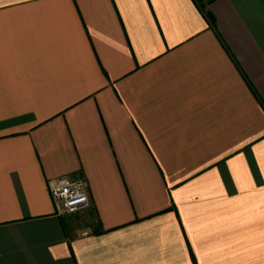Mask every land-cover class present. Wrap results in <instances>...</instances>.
I'll return each instance as SVG.
<instances>
[{
  "label": "crops",
  "instance_id": "0c3cea01",
  "mask_svg": "<svg viewBox=\"0 0 264 264\" xmlns=\"http://www.w3.org/2000/svg\"><path fill=\"white\" fill-rule=\"evenodd\" d=\"M0 264H264V0H0Z\"/></svg>",
  "mask_w": 264,
  "mask_h": 264
},
{
  "label": "built area",
  "instance_id": "2783aa9c",
  "mask_svg": "<svg viewBox=\"0 0 264 264\" xmlns=\"http://www.w3.org/2000/svg\"><path fill=\"white\" fill-rule=\"evenodd\" d=\"M50 193L65 213L78 212L90 205L87 182L80 178L56 177L50 181Z\"/></svg>",
  "mask_w": 264,
  "mask_h": 264
},
{
  "label": "rangeland",
  "instance_id": "374dc122",
  "mask_svg": "<svg viewBox=\"0 0 264 264\" xmlns=\"http://www.w3.org/2000/svg\"><path fill=\"white\" fill-rule=\"evenodd\" d=\"M81 213H82L81 211H80V212H75V213L72 214V215H75V216H76V215H81ZM74 218H75V217H74ZM79 218H80V217H78V219H79Z\"/></svg>",
  "mask_w": 264,
  "mask_h": 264
}]
</instances>
